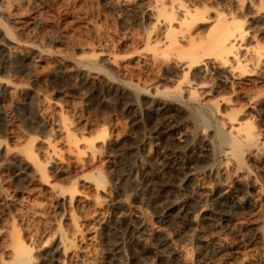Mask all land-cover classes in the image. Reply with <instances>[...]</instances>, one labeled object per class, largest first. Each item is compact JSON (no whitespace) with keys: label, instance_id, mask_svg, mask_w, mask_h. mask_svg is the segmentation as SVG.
<instances>
[{"label":"rangeland","instance_id":"rangeland-1","mask_svg":"<svg viewBox=\"0 0 264 264\" xmlns=\"http://www.w3.org/2000/svg\"><path fill=\"white\" fill-rule=\"evenodd\" d=\"M17 3L14 9L19 16L15 15L9 23L13 24L11 29L19 43L18 52L11 58L13 71L9 73L16 92L0 102V228L3 231L0 243L6 240L4 236L13 220L20 236L37 246L41 242L49 245L57 226L71 234L73 219L85 238L80 239L82 236L76 234L77 247L69 248V254L74 258L82 254L85 264H166L159 255L168 248L173 251L170 264H264V151L249 156L246 167L237 171L241 179L236 184L218 181L214 173L219 161L210 156L194 164L196 186L187 183L182 185L183 189L177 180L176 186L158 195L152 181L151 189L128 181L131 161V168L136 171L141 161L149 166L163 151L153 128L168 121V117L150 114V100L125 86L122 74L112 75V65L106 59L113 54L127 59V69H120L127 80L139 81L141 85L145 80L146 84L160 80L165 86L172 85V81L165 79L162 68L138 67L133 59L136 51L133 34L147 25L140 8L136 10L134 3L126 0L115 8L108 0H19ZM253 14L251 8L242 10L246 17L244 24L249 26L248 35H256L255 38L264 42V22L258 14ZM93 49L103 51L97 59L100 71L85 62L91 58ZM40 52L43 57L39 61ZM56 54L64 57L66 72L57 68L53 57ZM20 66L26 71L21 72ZM6 75L2 73L1 77ZM43 98L47 101L44 108L40 103ZM223 106L226 108L227 104ZM245 112L254 115L252 120L264 138V115L250 112L246 106L237 117L247 119ZM58 115L69 120L73 136L96 139L104 128L109 140L97 137L100 151L94 157L86 152L78 154L64 135L55 132ZM216 117L226 122L225 126L233 122L222 114ZM173 119L175 128L170 140L176 148L194 146L200 150L206 142L212 144L210 129L202 134L184 110ZM197 131L201 134L197 135ZM48 135L59 156L48 163L47 181L28 169L25 180L14 183L13 165L22 158L19 149L31 144L44 160L43 141ZM30 136L33 140H28ZM140 142L150 151L148 159L132 149V144ZM135 156L137 160L133 162ZM98 173L106 179L107 188L103 191L92 180ZM55 189L66 191L65 194L70 189L76 190L77 199L71 205L66 202L63 209L62 199L54 195ZM225 191H232L233 207L225 209L223 218L210 219L212 198L227 194ZM185 195L199 198V203L182 211L190 225L180 232V222L176 219L179 211H172L170 218L161 221L158 205ZM99 212H102L100 218ZM127 226H139L138 232L129 231ZM90 236L93 237L88 240ZM73 257L67 264L74 263Z\"/></svg>","mask_w":264,"mask_h":264},{"label":"bare ground","instance_id":"bare-ground-1","mask_svg":"<svg viewBox=\"0 0 264 264\" xmlns=\"http://www.w3.org/2000/svg\"><path fill=\"white\" fill-rule=\"evenodd\" d=\"M18 1L0 0V102L5 101L7 96L15 95L16 92V86L10 79L11 75L9 73L13 71L11 58L18 52L17 46L19 43L11 29L13 24L10 26L9 23L17 15L14 6L18 4ZM126 1L133 2L135 8L137 7L136 10L140 8L142 16L147 21V25L142 31L133 34L134 38L132 39L136 48L133 55L135 63L138 67L142 66L143 68H162L165 73V79L172 81L170 87L161 84L160 80H154L146 84L144 79L145 81L141 85L137 79L138 82H134L132 79L127 80L124 76L125 74L120 73V69L127 67V59L124 57L120 58L116 54L106 59L112 65V69L110 68L111 65L109 67L112 70V75L122 74L121 81L126 84L125 86L131 87L134 92L140 93L150 100V103H152L150 109L148 108L150 114L155 117L161 115L168 117V121L165 123L153 126L155 137L159 140L160 146L162 145L163 151L159 153L157 159L155 158L156 161L154 160L149 166L141 161L138 164L140 168L136 171H134V167L131 168L133 166L131 161L132 166L129 172L127 171L130 179L128 178L129 180H127L131 181L132 184L138 182V184L144 185L146 188L149 187L148 189H151L150 183L152 181L156 184V194L163 195L164 192L170 190L169 188L176 186L174 183L177 180H179L181 187L184 184L189 185L187 183L195 184L194 164L199 159L203 157L205 159V157L210 156L211 159L216 158L219 161L218 168L214 173L219 182L238 183L241 176L237 175V171L246 167L249 156L252 153L259 154V152L264 151V138L252 120L254 115L245 112V115L246 113L248 115L247 119L241 120L239 116V118L237 117V115H240L242 108L246 106L250 108V112L254 111L257 115H264V42L262 41L263 39L260 41L259 38H255L256 35L250 36L251 33L248 35L249 29L247 27L249 26L244 24L243 17L245 16L242 15L243 8H251L252 12L254 10L256 14L253 15L257 16L258 14L260 21L264 22V0ZM121 2L122 0H108L112 7L118 6ZM251 40L253 43L249 42ZM91 52V58L85 60L86 65L93 68V70L100 71L102 68L99 66L97 59L102 55L103 51L98 52L93 49ZM39 54L40 61L43 56L41 52ZM46 54L44 53V55ZM58 54L53 56L56 59L57 68L66 72L68 69L64 66L66 64L63 65L64 57L61 58V54L60 56ZM19 68L21 72L26 71L21 66ZM2 73L8 74L6 75L7 77L2 78ZM137 94L135 95L138 96ZM204 97L208 98L202 101ZM40 103L43 107L47 104V101L43 98L40 99ZM182 110L191 117L192 123L195 124L194 127L201 128V131L200 129L199 131L202 134H204L206 129H210L213 136V140L211 139L212 144L211 142H208V144L206 142V145L203 144L205 148L202 145L200 150L198 148L195 149L194 146L185 147V145H183L185 148L181 150L179 146L176 148L172 145L170 135L175 128V123L172 124L173 118ZM218 114L228 117L233 121L231 122L232 124L225 126L224 123L226 122L217 120L216 115ZM58 117V121L55 123V132L64 135L67 143L76 153L86 152L94 157L99 148L96 145V139L105 140L107 137L106 129H101V133L99 136L96 135L98 137L96 139H88L84 136L78 138L73 136V134L71 135L69 120L64 115H58ZM153 124L155 123L153 122ZM0 128H2L1 125ZM200 132L196 134L199 135ZM49 137L48 135L43 141V144L46 143V149L42 152L44 160L40 159L31 144L19 149L22 158L13 165L12 174L14 178H12L14 183L23 182L24 178H26L25 176L29 175H27L28 169L47 181L48 163L52 158L59 156ZM28 140H33V137L30 136ZM132 145L134 152L141 154V158L148 159L150 151L145 144L137 143ZM202 150H205L207 154L204 155L205 153L203 154ZM136 160L137 156L134 157L133 162ZM158 164L161 167L160 169L157 166ZM235 174L237 176L233 180ZM93 179L96 182L94 185L101 191L107 188L105 185L106 179L101 173L95 175ZM52 191H54V187ZM232 191H225L224 193L227 194L212 198L211 205L213 210L209 214L211 216L210 219L223 218L227 213L225 209L233 207V204H231ZM65 192L61 189L54 192L56 194L53 193L56 198L62 199L59 202L63 209L66 202L71 205L77 199L76 190L70 189L68 194H65ZM86 199L85 197L83 200ZM197 203H199V198L196 199L191 195H185L181 199L165 200L164 203L158 205L160 210L158 217L161 221H165L172 211L178 210L179 214L176 216V219L180 222L178 231L182 232L190 225V221L182 215V211H186L187 208ZM101 215L102 212H99V218ZM13 221L9 222L11 226L9 225L10 228L6 237L3 235L6 240L1 242L2 244L0 243V264H67L68 260L73 257L69 254V248L75 246V235L78 234L81 237L83 232L79 228L80 225L72 219L69 232L71 234L67 233V235L62 232V229L60 231L57 226V231H53L52 241L50 240L51 243L49 245L41 242L36 246L32 245L30 241H25L20 236L18 229L15 228L16 223L14 224ZM138 227L131 226L128 227V230L133 233L138 232ZM2 232L0 228V236ZM92 237L90 236L88 240ZM82 238L85 237L82 236L80 239ZM163 244H166V242L164 241ZM171 254L173 255V251L169 248L163 251L159 255L160 261L170 264ZM73 262V264H85L82 254L81 257H75Z\"/></svg>","mask_w":264,"mask_h":264}]
</instances>
